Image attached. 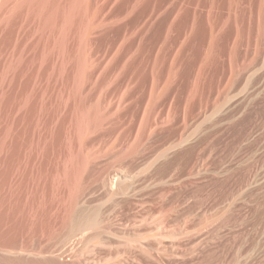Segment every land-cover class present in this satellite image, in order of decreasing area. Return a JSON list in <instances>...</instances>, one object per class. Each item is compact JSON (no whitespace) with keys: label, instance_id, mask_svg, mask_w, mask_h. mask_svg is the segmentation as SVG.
<instances>
[{"label":"rangeland","instance_id":"374dc122","mask_svg":"<svg viewBox=\"0 0 264 264\" xmlns=\"http://www.w3.org/2000/svg\"><path fill=\"white\" fill-rule=\"evenodd\" d=\"M54 1L0 12V264H264V0Z\"/></svg>","mask_w":264,"mask_h":264},{"label":"bare ground","instance_id":"6f19581e","mask_svg":"<svg viewBox=\"0 0 264 264\" xmlns=\"http://www.w3.org/2000/svg\"><path fill=\"white\" fill-rule=\"evenodd\" d=\"M53 1L54 0H0V12L3 10L4 11V14H6L7 13V11H14V10H16V11H19V10H17V9H21L22 10V12H27L28 13V11H34V13L35 12H37V14H36V16H38V15H42V18L44 17V21L46 22V23H50V22H52V20L54 19V15H53V11H52V9L51 8H54V6L53 5H55V4H53ZM58 1H61V2H63L62 0H58ZM65 1V0H64ZM56 1H54V3H55ZM66 2H68L67 4V7L65 8V9H61L63 12L62 13H56L57 15L58 14H60V15H58V17H59V20H57V22H59L60 21V28H59V30L60 31H62L63 29H64V27L66 26L67 27V25L71 22V21H75V20H73L74 18H77V14H76V12L78 11H76V9H78L79 7H80V5L78 6V8H77V4H81L82 2L84 3V0H68V1H66ZM60 3V2H59ZM58 3V4H59ZM64 4V3H63ZM65 5V4H64ZM56 6V5H55ZM65 7V6H64ZM20 10V11H21ZM24 10V11H23ZM82 10V9H81ZM81 10H79V13H80V11ZM5 11H6V13H5ZM15 11V12H16ZM58 11V10H57ZM9 13H11V12H9ZM78 13V12H77ZM30 14H31V12H30ZM2 15H3V12H2ZM4 16H6V15H4ZM76 16V17H75ZM79 16V15H78ZM39 17V16H38ZM38 17H36V18H38ZM56 19V18H55ZM42 21V20H41ZM44 22V23H45ZM42 23V22H41ZM40 23V24H41ZM56 23V22H55ZM74 22H72V23H70V24H73ZM52 24V23H51ZM57 24V23H56ZM48 25V24H47ZM59 26V25H58ZM58 26H57V28H58ZM46 26H44V28H45ZM71 28H72V26H70ZM70 27H69V30H70ZM54 29V28H53ZM66 30V29H65ZM68 30V31H69ZM64 31V30H63ZM58 32V31H57ZM65 32V31H64ZM62 33V34H65V33ZM57 35V34H56ZM60 37H61V35H60ZM58 39H59V37H57ZM57 39V41H60L61 42V40H58ZM62 39V38H61ZM62 44V43H61ZM80 115V114H79ZM80 117V116H79ZM77 118V117H76ZM81 118H82V116H81ZM81 118H79L78 120L79 121H81ZM86 119H88L87 118V116H86ZM76 120V119H75ZM84 120V119H83ZM82 120V121H83ZM91 120V119H90ZM92 120H94L95 121V119H93L92 118ZM75 122V121H74ZM90 122V121H89ZM92 122V121H91ZM97 122V121H96ZM76 124V123H75ZM95 124V123H94ZM87 125V124H86ZM93 125V124H92ZM83 122H82V124H81V122H79L78 124H77V127H78V129H79V131L81 130V132H82V129H83ZM74 128H76V127H74ZM86 128V127H85ZM84 128V129H85ZM88 128V127H87ZM89 128H90V125H89ZM77 130V129H76ZM86 130V129H85ZM88 130V129H87ZM86 130V131H87ZM74 131V130H73ZM80 132V133H81ZM83 132H84V130H83ZM80 135V134H79ZM80 147V146H79ZM80 153V152H79ZM78 153V154H79ZM77 154V153H76ZM81 154V153H80ZM73 155H75V154H73ZM72 155V156H73ZM77 156V155H76ZM71 157V156H70ZM70 157L68 158V159H70ZM74 157V156H73ZM85 158V157H84ZM66 160V163H68L67 161H69V160ZM77 159H78V156H77ZM75 158H71V160L69 161V166L66 168V166H65V168L63 169V172L64 171H66L67 170V174H66V176L68 177V182H67V190H66V192L68 191V208H67V206H66V208L68 209V213L70 214V215H72L73 213H74V211H75V209H74V207H75V204L77 205L78 204V197H79V193H82V191H80L79 192V189H81L80 188V186L81 185H83V182L81 183V177H83V175H82V170L84 171V161H85V159H84V161L82 160V161H80L81 159H79L78 161H80V162H78L77 160H75ZM66 165V164H65ZM84 166V167H83ZM65 174V173H64ZM63 174V175H64ZM83 174H84V172H83ZM64 178V177H63ZM82 180H83V178H82ZM64 181V182H65ZM63 182V185L65 184ZM81 184V185H80ZM65 187V186H64ZM77 202V203H76ZM74 210V211H73ZM75 214V213H74ZM66 216H67V214H66ZM71 219V218H70ZM90 223H91V221H90ZM74 240H76V239H74ZM76 243V242H75Z\"/></svg>","mask_w":264,"mask_h":264}]
</instances>
